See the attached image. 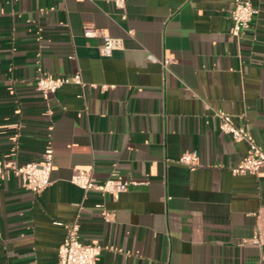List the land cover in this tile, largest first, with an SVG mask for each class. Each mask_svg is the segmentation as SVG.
Returning a JSON list of instances; mask_svg holds the SVG:
<instances>
[{
	"label": "crops",
	"instance_id": "0c3cea01",
	"mask_svg": "<svg viewBox=\"0 0 264 264\" xmlns=\"http://www.w3.org/2000/svg\"><path fill=\"white\" fill-rule=\"evenodd\" d=\"M252 1L236 37L233 0H0V164L54 151L43 192L0 179V264H58L73 223L103 246L96 264H264V168L232 173L248 145L214 114L264 147V0ZM103 34L123 47L102 55ZM77 73L82 84L48 97L36 88ZM191 150L193 170L178 161ZM78 169L138 184L85 192L70 181Z\"/></svg>",
	"mask_w": 264,
	"mask_h": 264
},
{
	"label": "built area",
	"instance_id": "2783aa9c",
	"mask_svg": "<svg viewBox=\"0 0 264 264\" xmlns=\"http://www.w3.org/2000/svg\"><path fill=\"white\" fill-rule=\"evenodd\" d=\"M115 7L124 10L126 0H112ZM258 13L257 7L252 0H233L231 10L232 27L231 33L240 37L242 33L249 27ZM126 15H123L125 17ZM87 37L96 36L97 29L92 25H86L83 31ZM123 47L121 38L112 37L103 34V44L101 45V53L104 56H110L114 50ZM173 62V58L164 57L161 60L163 69L168 70ZM67 83L82 84L80 74H73L64 77H53L46 75L39 77L36 81V88L43 96L48 97L49 94L55 93L60 87ZM215 116L219 119V129L223 133L229 134L236 141H244L248 148L245 157L233 165L230 170L236 175L241 174H258L264 168V147L261 146L253 134L244 126L238 125L233 117L218 109ZM54 151L51 146L47 147L39 160L28 161L22 164L10 163L8 165L0 164V179L10 174L19 177L25 188L34 193L43 192L51 184V173L53 170ZM178 161L190 169L199 166V153L197 150L184 151L181 153ZM71 183L77 185L85 192H98L105 195L117 196L125 192L131 185H136V181H127L120 178L117 171L103 180L98 179L92 170L78 169L70 178ZM106 219H111V214L106 215ZM56 224H62L56 221ZM260 241L258 237L255 238ZM103 246L100 243H84L79 237V225L73 223L66 225V234L58 247V264H96Z\"/></svg>",
	"mask_w": 264,
	"mask_h": 264
}]
</instances>
